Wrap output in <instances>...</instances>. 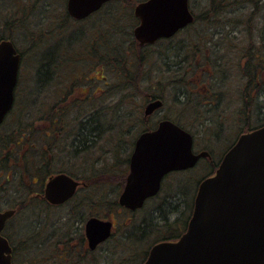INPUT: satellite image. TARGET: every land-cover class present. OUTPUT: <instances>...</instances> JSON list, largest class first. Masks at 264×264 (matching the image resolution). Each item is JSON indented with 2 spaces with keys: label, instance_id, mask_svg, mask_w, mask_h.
I'll list each match as a JSON object with an SVG mask.
<instances>
[{
  "label": "flooded vegetation",
  "instance_id": "flooded-vegetation-1",
  "mask_svg": "<svg viewBox=\"0 0 264 264\" xmlns=\"http://www.w3.org/2000/svg\"><path fill=\"white\" fill-rule=\"evenodd\" d=\"M189 1L188 10L192 16L190 23L152 44L140 45L133 39V48L124 47L125 52L119 55V59L115 62L111 60L108 69L111 71L109 80L104 76L107 66L105 65L104 68L102 63L103 42L97 32L95 35L91 32L92 37L90 35L87 37L85 34L79 38V42L64 39L50 46L48 66L36 64L31 67L32 80L37 79L34 81L38 89L37 97L31 95L29 90H25L24 86H18L19 80L21 81L22 64L27 56L24 49L17 48L20 65L14 105L20 99L18 93L25 95L21 99L26 103L38 105L50 103L48 113L39 112L42 114L41 122L34 123L33 126H24L30 134L29 139L25 135L22 136L23 141L31 142L29 146L37 154L34 155H41L43 149L50 153L48 163L50 171L42 175L43 184L36 194L28 195V199L32 202L30 209L35 210L34 217L39 215L36 221L43 217L45 224L50 228L49 243L50 248L53 249L52 255L55 248L53 239L56 226L54 222L50 223V210L71 204L79 207L81 200L84 201L87 197L96 200L94 207L100 209L102 207L97 201L103 197V169L97 166L98 160L95 159L93 162L95 164L91 165L94 167H90L89 174H85V163L81 162L79 154H83L87 146L85 138H80L82 125L92 119L100 122L107 107L111 110L113 122L111 152L119 154V160L116 156L114 158L117 163L122 162L123 168L120 170L122 173L120 176H111L109 179L122 178V191L130 174L129 164L136 148V141L142 134L156 130L164 121L173 123L191 136L194 155L204 154L193 167L165 174L160 181L158 192L148 197L141 208L125 210L134 214L142 211L147 203L154 202L152 208L154 213L165 202L173 199L180 203L189 202L186 208L189 214L184 222V230L191 216L200 183L214 174L227 152L235 146L242 135L264 127V33H248L246 28L248 21L253 22L257 19L256 16L260 18L262 0H244L245 4L242 3V6L229 0L226 2L210 0L207 2L208 6L204 7L206 11L197 10V12L189 5ZM132 3L114 0L107 4L118 6V9L122 10L118 15L126 22L128 19L126 15H132L133 23L137 25L139 21L134 16V7L140 2ZM102 10L103 7L81 20L72 19L67 13L66 15L69 20L77 23L87 21L102 13ZM232 14L238 17L235 18L237 23L231 21ZM246 14L249 18L247 21H245ZM75 61L82 64L79 63L77 66ZM45 67L46 79L50 77L46 85L42 84L45 80L39 79V74ZM45 86L46 94L43 92ZM106 99L110 102L108 105ZM151 104L158 106L145 115L146 107ZM72 109L76 112L70 114ZM91 109L94 113H86ZM70 121L71 130L65 135L64 129L69 127ZM10 123L11 120L6 122L5 126L12 125ZM38 128L41 129L39 130L44 137V139L40 138V143H45L41 146L35 140ZM100 131L95 134L96 139L101 135ZM53 136L57 141L50 144V138L52 139ZM53 150L62 153L61 158L68 154L69 157H77L80 160V168H77L75 173L65 169L52 170L50 163L54 158ZM30 153L33 152H28L26 156L23 153L21 155L26 163H31ZM124 153H126L125 157L122 156ZM26 158L29 161H26ZM199 167L209 170V173L200 180L197 171ZM26 172L28 173L27 168ZM115 173L119 174V171ZM59 174L71 177L80 185L71 199L53 205L44 198V185L51 177ZM178 175L182 176V179L177 182L175 177ZM30 176L39 179L35 172ZM36 183L37 181L32 182V184ZM93 184H95L94 190L90 189ZM98 187L101 188V193L96 192ZM122 191L116 200L117 205ZM25 193H31V188ZM179 196L184 198L181 199ZM21 197L22 194L18 197L19 200H15V206L7 203L4 207L0 200V211L9 209L15 211L5 222L1 232L11 247L13 264L25 263L16 262V245L14 237L12 238L14 231L7 228L10 220L23 210ZM29 203L24 202L23 207L28 206ZM156 216L163 219L162 215ZM82 218L84 220L80 238L73 240V237L59 243L58 248L56 247L57 259L68 260L72 257L74 263L85 262L91 255L99 252L103 245L114 239L115 225L110 220L112 222L110 238L91 249L85 234L87 221L91 218L107 219L97 213L89 214L87 217L82 215ZM78 221L77 218L72 217L68 222L73 226L75 233Z\"/></svg>",
  "mask_w": 264,
  "mask_h": 264
},
{
  "label": "water",
  "instance_id": "water-1",
  "mask_svg": "<svg viewBox=\"0 0 264 264\" xmlns=\"http://www.w3.org/2000/svg\"><path fill=\"white\" fill-rule=\"evenodd\" d=\"M110 0H67V13L82 19ZM140 24L134 37L141 44L170 36L191 22L187 0H148L135 8ZM20 58L12 42L0 41V125L13 104ZM158 104L146 107L145 115ZM130 174L119 197L127 209L141 208L158 192L170 171L193 167L204 154L192 153L191 136L164 121L136 141ZM78 183L59 174L45 185L44 198L59 205L71 198ZM14 212H0V264H12L11 248L1 236ZM112 223L91 218L85 226L94 249L110 236ZM144 264H264V127L242 135L215 174L201 182L188 228L176 242L152 247Z\"/></svg>",
  "mask_w": 264,
  "mask_h": 264
},
{
  "label": "rangeland",
  "instance_id": "rangeland-1",
  "mask_svg": "<svg viewBox=\"0 0 264 264\" xmlns=\"http://www.w3.org/2000/svg\"><path fill=\"white\" fill-rule=\"evenodd\" d=\"M61 0H46L45 2L50 3L51 6H53L55 3H57V5H59ZM141 2L143 0H134V2ZM208 1L210 0H190L189 1V5L197 12V10L200 11H206L205 10V6H208ZM217 1V0H214ZM231 2H233L232 0H229ZM238 6H242V3L244 0H235ZM44 2V3H45ZM62 2V1H61ZM127 2V1H125ZM219 2H226L225 1H219ZM132 3V4H133ZM263 3V7L261 9L260 12V18L257 17V19H254L253 22L248 21L246 23V28H247V32L248 33H258L259 29L264 26V0H262ZM61 4V3H60ZM62 4H65V0H63ZM245 4V3H244ZM63 6V5H62ZM110 4L106 5L104 7V11H106V8L109 7ZM57 11H60V9H58ZM101 14H97L94 17L87 19V21L85 20L84 22H77V23H70V26L68 27H63L62 29V34L60 32H55L53 33V35L50 36V41L48 44L41 46L39 49V51H32L29 50L27 48L28 43H25L23 41V33L20 31H18L16 33V36L14 37V44L17 48L19 49H24V52L27 56V58L25 59L24 63L22 64V68H21V81L19 80L18 86H24L23 88H25V90H29L31 91V88L33 87V84L35 83L34 81H36L37 79L34 78V80H32V73H31V67L39 64L40 63V58L45 54V50L46 48L52 46L54 43H58V41L60 40L61 37H64L65 40H69L71 39L70 37H72V39H74V41L79 42V38L83 37L85 34H87V37L90 35L91 36V32H93L92 30L95 29L97 26H100L101 24V18L99 19V16ZM128 16V15H126ZM233 18V19H232ZM235 18L238 19L237 16L235 15H231V21L232 22H236L237 23V19L235 20ZM248 15L246 14V18L245 21H247ZM104 21V18H103ZM123 22L126 24V20L123 19ZM1 23H0V36H1V32H2V27H1ZM136 26V24L134 23L132 28ZM60 33V34H59ZM64 33V34H63ZM61 35V37H59ZM76 39V40H75ZM48 42V39H47ZM60 42V41H59ZM70 42V41H68ZM46 43V41H45ZM67 50V49H66ZM77 66L80 62L75 61L74 62ZM73 62H71V64H74ZM82 64V63H80ZM111 71L105 69L104 70V76L108 77V80L110 79L111 76ZM100 77V76H99ZM45 80V79H44ZM44 85H46L44 83ZM22 88V91L24 90ZM46 86L44 89V94H46ZM19 92V91H18ZM18 99L19 101L14 105L15 108H13V113H15L18 116V121L21 122V124L23 126H30V125H34V123H38L41 122L40 118H41V113L39 112H49L50 109V103H43V105H34V104H30V103H26L25 101H23L21 98H23V94L18 93ZM50 102V100H49ZM110 102H107L106 99V104L108 105ZM263 108H264V104H263ZM93 109L86 111V113L92 114L94 113L92 111ZM76 111H74L73 109L71 110L70 114L75 113ZM92 112V113H90ZM38 113V114H37ZM88 114V115H89ZM11 116L9 115L6 119V122H8L9 120H11L10 118ZM20 117V118H19ZM264 118V117H263ZM14 120H11V122ZM5 122V123H6ZM72 122L70 121V123L68 124L69 127H66L64 129V133L65 135L69 134V131L71 130V125ZM9 126H5V128H7ZM42 126H40L41 128ZM73 127V126H72ZM38 128V130L35 133V140L38 141L37 144L40 143V138L44 139L43 137V133H41V129ZM3 129V128H2ZM40 129V130H39ZM45 130V128L43 129V131ZM4 131V129H3ZM40 131V132H39ZM6 132V131H5ZM4 132V133H5ZM8 132V131H7ZM39 135V136H38ZM54 137L51 139L50 138V144L54 141ZM124 141L126 139H123ZM113 148V147H112ZM111 147H108V145H105L104 140L101 139V135L97 138L92 140L91 143H88L86 148H85V152L83 154H79V158L81 160V162L84 161L85 163V168L87 167H92V164L96 160H98V164L97 166L99 168L104 169L103 170V174L106 170L109 169H114L115 167L114 165V156H116L117 160H119V154L117 152H113L110 153V151L112 150ZM119 149V148H118ZM71 152V150H70ZM77 153V152H76ZM33 153H30V155ZM36 154V152H35ZM58 152L53 150L52 151V156L54 157V160L51 161L50 164H52L51 169L52 170H59V169H65L68 170L70 172H74L76 171V169L80 168V160L77 159V157H74L71 160V163L65 162V160H63L61 158V156L58 157ZM85 154V156H84ZM37 155V154H36ZM126 153L122 154V156L125 157ZM67 157H69V154L67 155ZM7 158V157H6ZM5 158V159H6ZM114 158V159H113ZM123 160V157H122ZM26 161H29V159L26 158ZM5 166H7L9 168V163L8 162H4ZM13 161L10 162V166L11 168L13 167ZM25 166H23V165ZM39 163H37L38 165ZM96 166V169L98 168ZM28 170V173L26 172V168ZM33 163L30 162H25V160L22 158V162L21 160L18 161V163H15V167H14V174L18 175L20 178L22 179H18L17 180H13V179H9L7 181H5V179L3 178L2 180H0V200L1 203H3V206L6 207L7 203L10 205H14L16 203V199H18V197L22 194V199H25V204L27 202H30L28 206H25V211L22 210L20 212H18L16 214V216L10 220L9 225H8V229H10V231H14V233L12 234V238L14 237V243L16 245V262L20 263V262H25L27 264H55L56 260L59 261V259H57V251L58 249H54V254L52 255V250L47 249L46 247H42L41 250H43L45 252V255H41V250H37L36 248H32V240L34 238H38L40 235L45 236L46 238L44 240H47L46 243H48V245L50 246V228H48L49 226L45 224V219H43V217H41L38 221H36V219H38V217H34V210L30 209L29 206L32 204L31 199H28V195L30 194H36V192L40 189L41 185L43 184V182L41 183L42 180L39 179H35L32 178L30 175L31 173H33L35 171V169L33 168ZM49 168V166H48ZM9 171V169H7ZM12 170V169H11ZM119 170H123L122 168V162L120 161V167ZM48 171H50V168L48 169ZM89 169H86V173L85 174H89ZM198 171V175H199V180L201 178H203L206 174L209 173V170H207V168L205 167H199ZM24 174H22V173ZM27 174L29 175L27 177ZM120 176L119 174L112 172L109 173L106 177H103V187H102V195L104 198H106V203L103 204V197L102 200L97 201L98 205H101V209L99 207H94V204L91 200L86 201L85 205H79V207H74L73 204L68 205V206H62V207H58V208H54L52 210H50V223L54 222L56 229L54 231V243L55 245H58L59 243L68 240L69 238H73V240L80 238V234L83 229V220L84 218H82V215H84L85 217L89 216V214H98L100 217L105 218L107 220H111L114 222L115 225V235L114 238L118 239L120 232L122 233V231L124 232L125 229L130 230L131 228H134L136 226V224L139 225V222H141L142 220L146 219L148 220L149 218H151L152 216V208L154 207L153 205L155 204L154 202H150L147 203L145 208L142 211H139L137 213H130L127 212L121 208H116V207H111L113 208L110 211H107L108 209H110V205H113L117 198L119 193L122 191L123 188V179L120 177H116L113 180H110L109 177L110 176ZM31 177V179H30ZM24 179V180H23ZM182 179V176L178 175L175 177V180L178 182L179 180ZM119 181L118 183H116L115 181ZM33 181H37L36 184H32ZM23 185L26 188H31V193L26 194L23 193L20 185ZM94 185L93 184L91 186L90 189L94 190ZM13 187H17L15 189H13ZM100 187H98L96 189L97 193H101V188L99 190ZM28 189V190H29ZM82 192V191H81ZM20 199V198H19ZM18 199V200H19ZM171 202V201H170ZM172 202L176 203V199H173ZM20 203V201H19ZM34 203V202H33ZM181 206V210H179V212L174 213L173 215H170L167 223H170V228L168 229L166 227V224L164 221H162L161 217H155L154 216V220L153 223L151 225V227L148 230V234L151 235V241L150 242H146L144 241L142 245H140L141 247V253H139L138 255H135V257L139 258V264H142V262L144 261L146 255L145 253L148 252V249L150 247L151 244H153L154 242L161 240L162 236H166V238H169L171 236H173V234L175 236H178V227L183 228L184 226V222L188 217V210L186 209L188 207L189 202L185 203L182 202L180 203ZM34 205H36L34 203ZM15 206V205H14ZM73 206V207H71ZM11 207V206H10ZM77 214H80V216H76ZM75 217L77 218L79 221L77 223V231L76 233L73 232L74 228L72 225H69V219ZM137 227V226H136ZM169 231V232H167ZM176 231V232H175ZM178 232V233H177ZM33 238V239H32ZM148 238V237H146ZM112 244H114V239L111 240L108 244L103 245V247L101 248V250L99 252H96L95 254L91 255L90 259H86V261L82 264H118V260L120 261L121 257L123 256V254H121V252L119 251V253L117 251H112L109 250V248H111L110 246H112ZM49 250V252H48ZM119 254V256H118ZM125 254V253H124ZM142 262H141V260Z\"/></svg>",
  "mask_w": 264,
  "mask_h": 264
},
{
  "label": "trees",
  "instance_id": "trees-1",
  "mask_svg": "<svg viewBox=\"0 0 264 264\" xmlns=\"http://www.w3.org/2000/svg\"><path fill=\"white\" fill-rule=\"evenodd\" d=\"M45 1L46 0H0V23L2 25L1 27L3 28L0 39L7 38L14 40L16 33L21 30V32L23 33V41L25 43H28L27 48L32 51H39L40 50L39 48L41 46L49 43L50 36L53 35V33L60 32L62 34L61 31L63 27L65 26L68 27L70 26V23H72V21L69 20V18H67L64 4H62L63 0H61L62 2L60 1L61 4L59 3V5H57V3H55L53 6H51L50 3H47ZM121 1L133 2L134 0H121ZM232 1L236 2L235 0ZM58 9H60V11H57ZM120 11L122 10L118 9V6L116 5L113 6L112 4H110V6L106 8V11L102 10V13H99L101 14L99 16V19L101 18L100 26H97L95 29L92 30L94 35L97 32V34L101 36L103 42V47L101 52L102 63L104 65V68L105 65L107 66L106 68L107 70L109 69L111 60L115 62L116 59H119V55L125 52L124 47L133 48V37H132V29H131L133 26V19L131 18L132 15L126 16L128 19L125 24L123 22V19H120L121 16L118 15ZM260 16L261 15L259 14V17ZM258 33H264V26H262L259 29ZM59 37H61V35ZM72 37L70 38L71 40L74 41ZM63 40L64 37H61L59 41L62 42ZM45 51H46L45 54L40 58L41 60L39 64L48 66L50 61V47L46 48ZM73 53L74 51L72 52V54ZM46 69L47 68L45 67L39 74L40 80L45 79L44 83L50 80V77L46 79L47 77ZM30 92L31 95H34L35 97L38 96V89L36 87V83L33 84V87L31 88ZM34 105L38 106V104H34ZM9 115L11 116L10 117L11 120H14L10 123L12 125H6L9 126L7 128H5L4 126L3 127L4 131L3 129H1L0 132V180L4 178L5 181H7L9 177L10 179L13 180L18 179L19 176L14 174V167H15V163H18L19 160H22L21 157L22 153L24 156H26L28 152H34L35 154V151H33L32 148L29 146L31 142L26 143L27 140L23 141L22 135H25L29 139L30 134L25 130V127L21 124V122L18 121V116L15 113H13V110ZM112 123L113 122H112L111 110L110 108L107 107L106 111H104V115L102 119H100V122L92 119L89 120L88 122H85L82 125L80 138H85V140L87 141L86 144L91 143L92 140L96 139L95 134H97L98 130H101L100 131L101 139L104 140L105 145H108V147L112 148V132H113ZM54 141L57 140L54 138ZM39 144L41 146L45 143H39ZM35 145L37 144L35 143ZM28 148L29 151L27 152ZM43 150H42V154L39 156L33 154L30 156V161L31 163H33L34 166L33 168L35 169L34 172L37 173L40 180H43L42 175L45 174L49 169L48 163H49L50 153L45 152ZM110 153L112 152L110 151ZM61 155L63 154L59 153L57 158L55 159H58V157ZM62 159L65 160V162L69 161V163H71L73 157L64 156ZM53 160L54 158H52L51 161ZM5 161L9 163V168L5 166L4 164ZM11 161H13L14 163L12 164L13 165L12 168L10 166ZM37 163L39 164L37 165ZM113 166L115 168L106 170L103 174V177H106L109 173L118 172V171H119V175L122 174L119 170L120 161H118L117 163L114 160ZM89 168L90 167L84 169H89ZM7 169H9V171ZM28 176L29 175L27 174V177ZM19 179L22 178L19 177ZM20 187L24 193L28 191V188L24 187L22 184L20 185ZM15 188L17 187H13V189ZM179 197L181 199L184 198L183 196H179ZM89 200H91L93 204L94 202H96L95 199L93 198L91 199L87 197L84 201L81 200L82 201L81 204L84 206L86 201ZM24 202L25 200L22 199L21 205L23 210L25 209V207H23ZM105 203H106V198L103 197V204ZM117 206L118 205L115 202L113 205H110V209H108L107 211L112 210L114 207L117 208ZM180 206H181L180 202L175 203L172 201L171 202L167 201L159 208V210L152 213L151 218H149L148 220L147 219L146 221L142 220L141 222H139V225L136 224L137 227L135 226L130 230L125 229L124 232L123 231L122 233L120 232L119 238L118 239L114 238V244H112V246H110L111 248H109V250L117 251L118 253L120 251L121 254H123L120 261L118 260V264H139L138 261L139 258L135 257V255L141 253L142 250L140 245H142L144 241L146 242L147 239H148L147 242L151 241L150 240L151 235L148 234L147 232L153 223L154 216L156 217V215H162L163 218L162 221L167 223L170 215H173L174 213H177L179 212V210H181ZM38 216L39 215H37L36 217ZM166 227L169 229L170 223H167ZM178 230H181V228L178 227ZM176 237L177 236H175L174 234L169 238H166V236L164 235L162 236L161 240L158 241L173 240ZM45 238L46 237L43 235H40L38 238H34V239L32 238L33 239L32 248L41 250L42 247H46L49 250H53L50 248L48 243H46L47 240H44ZM56 247L57 245H55L54 249L58 248ZM146 254L147 253H145V255ZM41 255H45V252L43 250H41ZM82 263L84 262L80 261V263H74L72 257H69L68 260L67 259H60L59 261L56 260V264H82Z\"/></svg>",
  "mask_w": 264,
  "mask_h": 264
}]
</instances>
